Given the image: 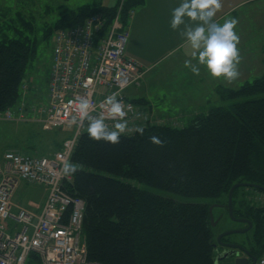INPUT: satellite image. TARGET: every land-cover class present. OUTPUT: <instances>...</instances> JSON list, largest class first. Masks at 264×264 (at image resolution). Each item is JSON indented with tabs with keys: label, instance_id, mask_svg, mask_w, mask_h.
Returning a JSON list of instances; mask_svg holds the SVG:
<instances>
[{
	"label": "trees",
	"instance_id": "1",
	"mask_svg": "<svg viewBox=\"0 0 264 264\" xmlns=\"http://www.w3.org/2000/svg\"><path fill=\"white\" fill-rule=\"evenodd\" d=\"M144 2L123 1L124 29L130 13ZM120 5L121 1L111 7L96 1L64 9L55 36L97 15L106 22L104 32L111 28ZM31 21L22 11L0 6V113L15 108L21 99L35 55ZM219 95L228 106L214 107L186 126L148 123L143 136L122 135L118 144L81 134L70 158L81 170L64 190L85 202L83 236L90 263L215 264L217 236L209 209L213 203L227 205L236 184L259 188H244L242 195L236 189L233 209L234 217L253 223L251 232L243 235L262 257L264 207L252 206L249 198L256 191L264 193V75L237 89H219ZM153 135L163 144L151 143ZM56 143L52 154L62 149L63 142ZM35 149L31 155L38 153ZM138 184L209 202H177ZM31 260H37L35 254L28 264H33Z\"/></svg>",
	"mask_w": 264,
	"mask_h": 264
},
{
	"label": "built area",
	"instance_id": "2",
	"mask_svg": "<svg viewBox=\"0 0 264 264\" xmlns=\"http://www.w3.org/2000/svg\"><path fill=\"white\" fill-rule=\"evenodd\" d=\"M122 5L111 28L104 32L106 22L97 15L81 27L56 34L47 105L30 106L23 98L15 108L0 113V122L36 123L44 131L75 130L61 151L52 156L14 150L0 153V264H28L32 254L37 257L31 260L33 264H93L88 261L83 236L85 202L64 190L72 177L63 175L62 166L70 162L78 138L87 132V121L79 126L71 124L74 116L78 118L77 104L82 98L90 100V114L97 116L103 111L100 102L119 93L117 99L124 105L130 128L150 123L146 112L126 96L127 89L140 85L145 72L126 56L129 31L121 22ZM28 88L27 84L22 86L23 95ZM167 122L176 124H157ZM105 123L111 129L116 121L106 118ZM135 133L129 131L123 136ZM23 182L46 189L47 199L39 214L14 204ZM249 201L254 207H264V193L254 192ZM9 221L14 224L11 228ZM257 264H264V254Z\"/></svg>",
	"mask_w": 264,
	"mask_h": 264
},
{
	"label": "rangeland",
	"instance_id": "3",
	"mask_svg": "<svg viewBox=\"0 0 264 264\" xmlns=\"http://www.w3.org/2000/svg\"><path fill=\"white\" fill-rule=\"evenodd\" d=\"M102 2L104 6H114L120 0H0V6H10L13 11H22L29 17H34V29L30 30L31 39L35 43V55L28 66L27 74L24 79V85L31 79L33 83H37L41 87V92H47L49 83L50 69L52 64V52L55 38V24L60 16V12L64 9H77L85 4H94ZM137 9V8H136ZM242 22L236 26V32L239 36L238 49L240 53L239 78L233 83H227L223 80L217 82L212 78L205 67L203 73L196 76L184 67L182 58L191 59V50L178 52L174 56L167 55L161 62L154 65V69L140 86H132L129 88L131 96L146 97L152 104L153 112L147 117L150 124L165 122L166 116H170L180 125L183 120L188 119L192 115L207 114L214 107L228 106L229 103L221 99L219 89L234 88L237 89L246 82H252L256 78H260L264 74V0L247 2L241 10ZM131 24V23H130ZM131 27V25H130ZM132 30V29H131ZM29 34V32H27ZM138 50L136 51V54ZM164 53V52H163ZM166 53H164L165 55ZM144 63L153 64L159 60L156 58H142L136 55ZM171 63L173 67L171 68ZM146 70V68H145ZM224 88V89H227ZM141 92L137 95L138 92ZM146 91V92H145ZM136 96H133V95ZM127 95V94H126ZM130 96V95H129ZM130 96V97H131ZM129 98V97H128ZM131 99V98H130ZM162 115H156V114ZM190 113V114H188ZM193 113H195L193 115ZM169 121V120H168ZM171 121V120H170ZM174 121H171L175 124ZM188 125V124H187ZM73 136L74 129L68 128L64 131H44L40 125L29 123H6L0 122V152L7 147H18L28 155L32 154V147H37L36 152L52 153L56 151L55 142L62 143L66 140V133ZM69 136V137H70ZM56 143V144H57ZM135 183V182H134ZM140 188L156 193L165 198L173 199L177 202L205 203L207 199L191 198L169 191L156 189L144 184H138ZM244 188H240L238 195H242ZM46 194L43 187L29 183H21L13 202L27 206L30 200L39 201ZM211 206L217 207L216 203ZM210 206V207H211ZM222 210L215 209L214 217L218 220ZM8 227H13L12 222H7ZM240 225L226 216L215 227V234L237 230ZM233 242H243L244 235L228 236ZM222 264H234L231 260H224Z\"/></svg>",
	"mask_w": 264,
	"mask_h": 264
},
{
	"label": "clouds",
	"instance_id": "4",
	"mask_svg": "<svg viewBox=\"0 0 264 264\" xmlns=\"http://www.w3.org/2000/svg\"><path fill=\"white\" fill-rule=\"evenodd\" d=\"M221 8L222 0H181V3L172 10L170 27L177 31L192 49L191 59L184 61L185 68L199 76L201 66H204L212 78L230 84L240 76L239 36L235 30L238 21L229 17L225 18L222 24L216 22L214 17ZM118 95L119 93H112L101 101L99 108L103 111L97 116L90 114L92 108L90 100L80 99L77 104L78 118L74 116L71 124L79 126L87 121L89 139L102 140L105 143L118 144L121 136L129 131L143 136L144 127H129L127 113L122 101L117 99ZM106 118L116 121L111 129L105 123ZM136 119H140V114H136ZM149 140L156 145L163 144L155 135L150 136ZM80 170V166L72 162H64L62 166L65 177H71Z\"/></svg>",
	"mask_w": 264,
	"mask_h": 264
},
{
	"label": "crops",
	"instance_id": "5",
	"mask_svg": "<svg viewBox=\"0 0 264 264\" xmlns=\"http://www.w3.org/2000/svg\"><path fill=\"white\" fill-rule=\"evenodd\" d=\"M251 1H260V0H222V8L216 14L214 19L216 20V22L222 24L225 18H229V17L235 18L238 21L237 24L238 26L244 19V18L242 19L243 16L241 14L242 8L245 6L247 2H251ZM180 3L181 0H145V2L141 6L137 7V9L134 10V14L129 21V25H128L129 41L126 47V56L137 61L143 68L145 73L141 81V84L143 83L144 86H145L144 80H146L147 77L151 74V71L154 69L153 68L154 65L161 62L164 57H166L167 55H170L172 57L178 52L191 50L190 45L187 44V42L180 37L177 31L172 30L170 27L172 10L175 7H177ZM137 50L138 53L136 54ZM163 52L166 54L164 55ZM136 55H140L142 58H146V59L156 58L157 56H159L160 58L157 62L153 64H149L140 61L141 59L139 57H136ZM186 59L187 58L184 57L181 59V61L184 62ZM193 62L195 63V61ZM173 66H174L173 63H171V68ZM200 73L204 74L202 68L200 69ZM216 81L220 82L221 79H216ZM129 90L130 89L126 90V94H127L126 96L129 101H134V102L136 101V105L139 108H141L147 113L148 111H150L149 113L155 114L153 112V108H152V104L150 103V100H147L146 97H143L142 95L138 96L137 98H134L131 96ZM140 93L141 92L139 91L137 95H139ZM133 96L136 95L134 94ZM25 98L34 105H47L48 86H47V92L43 94V92H41V87L38 86L37 83H35L32 87H30L29 91L25 95ZM194 114L195 113H193V115ZM201 114H197L195 116H192L191 114L188 115L190 117L186 120H183V123L181 122L182 126H186L187 124L189 125L196 116ZM156 115L159 114L157 113ZM30 117H32V115ZM166 117L169 121L170 120L174 121L173 119H175L170 116H166ZM174 122L176 124H179L176 121ZM66 133L68 134V137L66 136V138L67 139L70 138L71 137L70 133L68 131H66ZM7 149H12V148L7 147L4 151H6ZM13 149L17 150V148L14 147ZM44 190L46 192L45 188ZM46 197H47V192L44 196H42V198L39 201L30 200L27 206H22L21 204L18 203L15 204L17 206H20L22 208H25L27 210L39 214L46 201Z\"/></svg>",
	"mask_w": 264,
	"mask_h": 264
},
{
	"label": "water",
	"instance_id": "6",
	"mask_svg": "<svg viewBox=\"0 0 264 264\" xmlns=\"http://www.w3.org/2000/svg\"><path fill=\"white\" fill-rule=\"evenodd\" d=\"M252 188V189H259L258 187L256 186H251V185H247V184H236L234 185L230 192H229V195H228V204H227V212H228V216L231 220H233L234 222H237V223H245V224H248L249 227L247 229H244V230H240V229H237V230H230V231H227V232H224L222 234H220L217 238V243L215 244V247H216V250H217V253H218V247H223L225 246L227 249H230L231 251L230 252H223L221 254H218L216 256V262L215 264H219L221 261H224V260H231L234 264H256V263H250V260L249 259H241L239 258V255L236 253V251H233L236 250L237 248L238 249H241V247L239 246H235V245H226V244H223L222 243V239L223 238H226L228 236H231V235H243V234H246L248 233L253 225L251 223V221L249 220H244V219H237L236 217H234V209H233V194L235 192L236 189H239V188ZM220 207L219 205H217L216 208ZM215 209V206H211L209 211H210V215H211V223H212V226L213 227H216L217 224L219 223V220H214V216H213V210Z\"/></svg>",
	"mask_w": 264,
	"mask_h": 264
},
{
	"label": "flooded vegetation",
	"instance_id": "7",
	"mask_svg": "<svg viewBox=\"0 0 264 264\" xmlns=\"http://www.w3.org/2000/svg\"><path fill=\"white\" fill-rule=\"evenodd\" d=\"M216 205H219L220 206L217 209L222 210V213L220 214V216L218 218V219H220L219 222H221V220H223L226 216H228V212H227V209H226L227 205H225V204H223V205L222 204H216ZM213 216H214V210H213ZM237 219H244V220L251 221L250 219H248L246 217H240V218H237ZM214 220H215V217H214ZM238 224L240 225V227H239L240 230L241 229L244 230V229H247L249 227V225L248 224H245V223H238ZM252 225H253V223H252ZM251 230L248 233H250ZM248 233H246V234H248ZM218 236H217V238H218ZM216 242H217V240H216ZM222 243L223 244H226V245H235V246L241 247V249H238L237 248L236 250L233 249V251H236V253L239 255V258H241V259H244V258L249 259L250 260V263H256L257 264L258 260L260 259L259 250L258 249H255V246H253L251 244V242H249L248 240H245V238L243 239V242L242 243H240V242H233L231 240H226V238H223L222 239ZM230 251L231 250L230 249H227L225 246L218 247V253H217V250H216V254L218 255V254H221L223 252H230ZM222 262L223 261H221L219 264H222Z\"/></svg>",
	"mask_w": 264,
	"mask_h": 264
}]
</instances>
